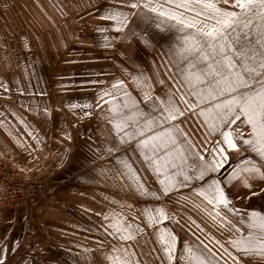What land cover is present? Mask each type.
<instances>
[{
	"label": "snow or ice",
	"instance_id": "6c2138e0",
	"mask_svg": "<svg viewBox=\"0 0 264 264\" xmlns=\"http://www.w3.org/2000/svg\"><path fill=\"white\" fill-rule=\"evenodd\" d=\"M115 2L119 7L106 6L98 19L111 21V30L123 34L122 39L135 36L151 48V32L174 36L167 44L165 73L149 75L138 65L133 66L135 73L124 69L140 92L138 99L124 80L96 79L86 82L94 88L92 101L70 105L84 110L85 116L92 110L106 113L117 144L107 145L101 158L129 146L115 157L120 175L139 199L155 202L141 209L144 227L133 222L135 216L128 220L122 210L96 213L99 229L119 244L113 251L120 255L105 259L109 264H145L135 248L142 240L148 243L147 228L159 246L152 250L162 253L156 257L159 264L264 260V211L238 208L230 198L231 189L251 190L252 183H264V0ZM116 39L105 36L104 47H112ZM155 85L163 91L156 93ZM0 90L10 91L2 80ZM141 172L151 177L152 187L143 182ZM169 202L200 209L221 236L229 235L223 241L206 236L208 243L197 237L198 253L185 242L178 254V237L165 221L204 229L190 217L181 225L168 210ZM7 251L0 245V264H6ZM89 251L84 250L82 259L87 260Z\"/></svg>",
	"mask_w": 264,
	"mask_h": 264
},
{
	"label": "rangeland",
	"instance_id": "374dc122",
	"mask_svg": "<svg viewBox=\"0 0 264 264\" xmlns=\"http://www.w3.org/2000/svg\"><path fill=\"white\" fill-rule=\"evenodd\" d=\"M106 6L119 7L115 0H0V80L6 82L10 89L8 93L0 90V165H15L19 168L17 159L21 162L29 160L30 163H26L30 167L29 171L42 170L45 181V193L37 205L17 208L0 206L10 207L15 211L26 209L33 213L43 205L50 211L45 214L47 225L50 226L41 225L43 232L36 230L37 227L40 228L36 214L30 213L34 218L32 232L20 235L22 248L28 246L36 249L35 257H31L34 264H109L106 256L120 255L119 252L113 251L114 247H119L117 240L106 237L103 230L99 229L100 224L86 223L87 215L83 212L80 216L76 215L77 205L71 201L74 195L75 201L79 200L78 205L86 202V194L81 193L80 189L87 181H93L96 193H89L92 203L102 205L107 202V210L115 209L119 206V201L113 200L112 197L116 194L113 190L117 192L118 188L114 187L112 182V190L105 187L109 190L103 194V168L89 170L93 176L91 180L80 174L81 171L87 174L82 168L88 167L84 162V151L88 142L80 138L81 130L61 127L55 129L53 125L46 126L50 122L45 123V120H53L60 126L64 124L63 116L71 113L79 119L92 117L91 114L85 116L84 110L80 108L70 107L74 103L91 102L94 98V88L86 83L87 81H112L121 77L124 80L125 68L136 62L147 63L152 48L158 43L168 42L174 36V33L157 35L151 32L150 35L154 37L151 48L145 47L135 36L122 39L123 34L119 35L111 30V21L98 19ZM100 27H108L109 31L99 32ZM105 36L117 37L112 47H104ZM165 51L167 53V50ZM21 120L24 122L21 123ZM75 124L76 120L73 121V125ZM28 132H31L32 136H29ZM93 132H96V128L89 130L91 139H94ZM33 136L36 139H33ZM71 142L74 146L73 164L70 163ZM94 158L95 155L91 154V159ZM61 160L62 165L57 166V161L60 163ZM75 174L79 175V179L72 176ZM121 195L127 198V204L122 209L124 215L127 213V219L130 221L135 216V223L144 227L145 218L141 209L152 207L155 202L139 199L131 191ZM238 199L240 204L242 203L241 209L264 211V192L248 194L247 198L246 194H239ZM129 204L132 205L131 209L128 208ZM62 205L68 208L67 212L56 207ZM188 206L182 207L172 202L167 204L168 210L176 213L181 225H185L184 217L199 213L198 209H189ZM164 225L171 228L178 237V254L186 240L196 253L199 252L197 237L205 243H208L206 236H216L222 240L212 225L200 224L204 232L196 229L195 225H192L191 230L186 225L180 227L169 221H165ZM206 228L213 234L208 233ZM150 232L152 229H145V239L148 243L142 240L135 251L145 264H159L156 257L162 253L152 250L159 246L152 243L154 235L149 236ZM56 238L78 239L84 242L85 246L89 245V250L94 246V250L89 251V255L86 253L85 260L82 259L83 251H77L79 255L71 254L64 242H56ZM26 259L28 258L21 256L11 258L20 264ZM253 260L251 264H264V260Z\"/></svg>",
	"mask_w": 264,
	"mask_h": 264
},
{
	"label": "crops",
	"instance_id": "0c3cea01",
	"mask_svg": "<svg viewBox=\"0 0 264 264\" xmlns=\"http://www.w3.org/2000/svg\"><path fill=\"white\" fill-rule=\"evenodd\" d=\"M223 6V5H221ZM119 35H122L121 33H119ZM167 44L166 43H158L154 46V48H152V51L150 52V55L148 56V61L147 63H140V62H136L134 63V65H138L139 67L143 68L146 72V74L151 75L153 72H159L161 74L165 73L166 68H165V64H166V51L167 50ZM154 49V50H153ZM138 61V60H136ZM134 65H130L129 68H127L128 73H135L136 72V68H134ZM168 70L174 71V69H171V66H169ZM125 74V84L127 85V90L130 91L133 95V97H136L137 99L139 98L140 92L138 89H136L132 83H131V75L129 74ZM122 78V77H121ZM120 78V79H121ZM122 80V79H121ZM106 81V79H105ZM108 81V80H107ZM111 81V79H110ZM154 90L156 93H160L163 91V89L161 88V86L159 85H155L154 86ZM116 94H119V90H116ZM91 116L92 117H87L86 119H79L76 118L75 114L71 113L67 116L64 115L63 118L64 120H62V122H64V124L58 126V123L55 122L53 120H49L46 121L50 122L48 123V125L46 126H51L53 125V128L55 129H59L61 128H69V129H79L81 130L80 133V137L81 139H85L88 142V146L87 148H85L84 153L86 154V157L84 159V162L86 165H88V167H84L82 169L87 171V174H84V171H81V175H86V179L87 180H91V178L93 176H91V173L89 172V170H94V168H103L102 172H103V176H104V185H102L101 190H103V194L104 193H108L106 188H110L111 189V185L113 182V186L117 187V192L115 190H113V193H116L115 196L112 197L113 200L115 201H119V206L114 208H111V210H115L120 212L121 209V204L123 206H126V202H127V198L124 195H121V193H125V192H134L133 190V186H131L130 182H128L126 177H122L120 175V168L119 166L115 163V157L119 156L122 152L128 151V147L129 146H125L122 147L120 149V152H113L111 155H104L103 158H101V153L104 152V149L107 145H111V146H116L117 144V138L115 133L112 131L111 125L106 123V120L104 119V117L106 116V113H102L99 110H92L91 111ZM76 120V124L73 125V121ZM59 127V128H58ZM92 128H96V132H93L92 135L94 136V139L90 138V133L89 130ZM83 130V131H82ZM86 130V131H85ZM72 135V133H71ZM86 137H89L88 139H86ZM67 141V140H66ZM85 144V143H84ZM71 153H70V163L73 164V153H74V146L71 142ZM91 154L95 155V158L92 160L91 159ZM129 155H131V153H128ZM29 158V157H28ZM25 159V158H24ZM30 159V158H29ZM33 161V160H32ZM17 162H19V168L24 171V172H29L30 167L26 164V163H30L29 160H26V162H21V160L17 159ZM34 162V161H33ZM63 160L57 161L56 165H62ZM33 165V164H32ZM75 169V166L72 165ZM138 166V165H137ZM31 168H34V166H31ZM141 177L142 180L146 183V185H148L149 187H152V182H151V177L146 174L141 172ZM73 177L75 176V178L77 179L79 177L78 174L72 175ZM146 177V179H145ZM79 179V178H78ZM68 180V179H67ZM71 181H73L72 177H71ZM92 183V184H91ZM85 186H83V188H81V193H85L86 194V202H82L79 205L77 203H79V200L75 201V196L72 195L71 197V201L76 203L77 208H76V215L80 216L82 215V212L87 215L86 216V223L88 222H92L93 224L96 222L97 224L101 223V217L97 216L96 213H105L109 210H107L106 208H109V206H107V202L103 203L102 205L100 204H93L91 199H90V195L89 193H96V190L93 186V181H87L86 183H84ZM100 187V186H98ZM256 192H264V183L262 182H254L252 183V187L251 190L249 189H245L242 186H239L237 188L231 189L230 190V198L233 201V204L240 208L242 207L240 202H239V194H246V198L248 197V194H254ZM135 193V192H134ZM197 199V203H199V199L198 198H194ZM83 201V199H82ZM121 203V204H120ZM246 204L247 201L245 202ZM64 205V204H63ZM56 206V207H60L61 209H63L65 212L68 211L67 207L64 206ZM107 206V207H106ZM139 209L140 204L138 205ZM106 207V208H105ZM137 209V205L135 206ZM53 208V207H52ZM125 208V207H123ZM189 209H198V208H194L191 205L188 206ZM47 207H44L43 205L40 206L35 212H29L25 210H13V208L10 207H3L0 206V245L5 246L9 249V251H7V253L5 254V259H6V264H20L19 262L15 263V260H11L18 258V257H23V258H28L26 260H24V262L22 264H34V262L32 263L31 257H35V250L36 249H31L28 246H24L22 248V242L20 239V235L22 234H27L28 232H32V225L34 223V218L31 217L30 213L32 214H36V220L37 225L40 226L36 228L37 231H41L43 232V228L41 227V225H45V227H49L50 225H47V222L45 220V214L49 213L50 211H47ZM84 210V211H80V210ZM199 213L196 214L195 216L190 215L189 217L191 218V220L196 221V224H202V225H207V226H211L212 222L208 219L207 215L203 212L200 211V209H198ZM125 216L128 218L127 213L125 214ZM97 217V218H96ZM188 217H184L183 220V224H185V221ZM232 218V217H230ZM236 219V218H233ZM132 220V219H131ZM135 223V221H133ZM78 223V221H77ZM238 223V220H237ZM61 229V228H60ZM212 230V228H211ZM206 231L208 233L213 234L209 229L206 228ZM33 232H35V229H33ZM247 232V229L245 231V233ZM81 233V232H79ZM225 235L221 236L220 238L222 239L221 241H223L225 239V237L228 236L229 233L225 232ZM89 235V233H88ZM46 237H48L47 235H45ZM216 239H219L218 237L214 236ZM49 238V237H48ZM31 239V238H30ZM30 239L28 240V242L30 241ZM89 239V238H88ZM48 240V239H47ZM50 241V240H48ZM56 242L59 243H63L71 250V254H75V255H79L77 251H83L85 249L89 250L88 246L84 245V242L80 241V240H76V239H70V240H62L60 238H56ZM187 242V240H186ZM22 248V249H21ZM12 249H15L14 251H12ZM94 250V246H91L90 248V252H93ZM89 255V253H87ZM91 255V254H90ZM93 255V254H92ZM41 256V254L39 255ZM256 260V259H255ZM253 259L249 260L247 264H251L253 263Z\"/></svg>",
	"mask_w": 264,
	"mask_h": 264
},
{
	"label": "built area",
	"instance_id": "2783aa9c",
	"mask_svg": "<svg viewBox=\"0 0 264 264\" xmlns=\"http://www.w3.org/2000/svg\"><path fill=\"white\" fill-rule=\"evenodd\" d=\"M44 193L42 170L24 172L15 165H0V205L33 207L39 203Z\"/></svg>",
	"mask_w": 264,
	"mask_h": 264
}]
</instances>
